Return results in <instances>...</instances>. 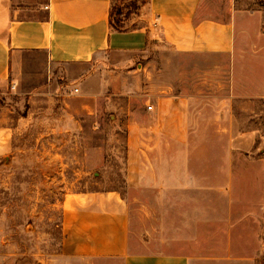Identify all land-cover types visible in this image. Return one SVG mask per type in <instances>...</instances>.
<instances>
[{
  "label": "crops",
  "instance_id": "1",
  "mask_svg": "<svg viewBox=\"0 0 264 264\" xmlns=\"http://www.w3.org/2000/svg\"><path fill=\"white\" fill-rule=\"evenodd\" d=\"M113 3L47 0L38 17L20 18L12 0H0V82L12 71L20 83L26 80L31 57L38 56L46 70H62L68 98L89 113L111 88L120 96L141 90L151 45L225 61L215 66L222 71L264 39L260 30L258 37L252 33L251 15L236 0H148L122 29L110 24ZM201 92L164 80L148 94L153 108L137 109L129 127L128 178L134 194L162 201V235L132 226L117 189L67 194L62 252L124 264H264V160L261 170L248 171L250 157L236 159V153L251 151L256 133L240 130L228 103L234 95L209 109L197 104ZM0 141L10 148L7 128ZM200 145L215 148L214 155H197ZM219 147L224 153L218 158Z\"/></svg>",
  "mask_w": 264,
  "mask_h": 264
},
{
  "label": "rangeland",
  "instance_id": "2",
  "mask_svg": "<svg viewBox=\"0 0 264 264\" xmlns=\"http://www.w3.org/2000/svg\"><path fill=\"white\" fill-rule=\"evenodd\" d=\"M46 1L12 0L20 18L38 17ZM236 1L238 8L251 15L252 33L260 30L264 37V0ZM131 2L113 3L122 8L124 27L142 7L136 11L128 4ZM256 11L263 15L259 22L254 18ZM31 60L32 75L26 80L20 83L19 73L12 71L6 82H0V133L5 128L11 132L10 148L0 147V264H124L121 259L62 252L60 218L67 194L117 189L128 204L132 226L140 232L153 227L155 234L144 231L147 236L162 235L158 219L162 201L134 194L136 188L130 184L128 136L134 113L147 107L148 94L164 80L176 89L202 91L203 98L197 104L209 109L226 105V97L234 95L233 102L228 103L240 130L256 133L251 151L236 153V159L242 162L250 157L245 162L248 171L262 168L264 39L262 43L252 42L234 68L222 71L215 66L225 61L192 58L151 45L148 69L141 74V90L120 96L110 87L89 113L80 111L81 105L68 98V81L59 74L60 68L53 73L50 68L46 70L42 58ZM146 75L155 84L152 89L146 87ZM215 151L209 146L196 148L197 155H214ZM217 151L219 158L224 149Z\"/></svg>",
  "mask_w": 264,
  "mask_h": 264
},
{
  "label": "trees",
  "instance_id": "3",
  "mask_svg": "<svg viewBox=\"0 0 264 264\" xmlns=\"http://www.w3.org/2000/svg\"><path fill=\"white\" fill-rule=\"evenodd\" d=\"M131 1L132 2L128 3V4H130L131 7H133L136 11H138L142 5L147 3L148 0H142V1L141 0H131ZM122 14H123V11H122V8L120 6L116 7V6L112 5L111 12H110V24L112 27H114L116 29L124 28V26L122 24V18H121ZM61 225H62V214H61V218H60V227H61ZM61 230H62V228H61Z\"/></svg>",
  "mask_w": 264,
  "mask_h": 264
},
{
  "label": "built area",
  "instance_id": "4",
  "mask_svg": "<svg viewBox=\"0 0 264 264\" xmlns=\"http://www.w3.org/2000/svg\"><path fill=\"white\" fill-rule=\"evenodd\" d=\"M47 7V6H46ZM147 108L149 109V110H151L152 108H153V106L152 105H147Z\"/></svg>",
  "mask_w": 264,
  "mask_h": 264
}]
</instances>
